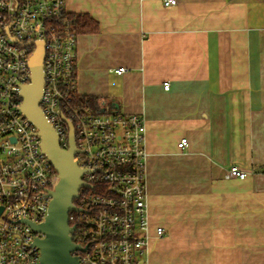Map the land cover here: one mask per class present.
<instances>
[{
    "label": "crops",
    "instance_id": "crops-1",
    "mask_svg": "<svg viewBox=\"0 0 264 264\" xmlns=\"http://www.w3.org/2000/svg\"><path fill=\"white\" fill-rule=\"evenodd\" d=\"M65 3L78 93L144 118V264H264V0Z\"/></svg>",
    "mask_w": 264,
    "mask_h": 264
},
{
    "label": "built area",
    "instance_id": "built-area-1",
    "mask_svg": "<svg viewBox=\"0 0 264 264\" xmlns=\"http://www.w3.org/2000/svg\"><path fill=\"white\" fill-rule=\"evenodd\" d=\"M176 0H163L173 5ZM77 28L65 0H0V264H41L33 224L44 221L59 175L41 149L38 129L22 112L31 83L29 59L42 42L38 100L61 149L70 126L82 185L69 212L78 264H144L150 238L145 182V123L109 100L77 91ZM125 71L119 67L116 74ZM169 83L163 82V89ZM182 137L179 148L186 144ZM236 165L224 178L243 180ZM68 218V219H69ZM165 230L154 228L160 238Z\"/></svg>",
    "mask_w": 264,
    "mask_h": 264
},
{
    "label": "water",
    "instance_id": "water-1",
    "mask_svg": "<svg viewBox=\"0 0 264 264\" xmlns=\"http://www.w3.org/2000/svg\"><path fill=\"white\" fill-rule=\"evenodd\" d=\"M43 56L42 42L37 43V49L29 59L31 83L21 88V110L36 126L41 137V149L59 175V182L49 193L51 199L47 215L43 222L33 224L36 232L43 233L42 238H35L34 245L40 250L41 264H78L77 256L71 254L79 247L72 243L70 232L73 226L69 224V212L77 210L73 199L82 185L79 175L82 170L73 159L76 149L73 142V130L70 126V148H60L57 135L46 122L38 100L42 87L41 62Z\"/></svg>",
    "mask_w": 264,
    "mask_h": 264
},
{
    "label": "trees",
    "instance_id": "trees-1",
    "mask_svg": "<svg viewBox=\"0 0 264 264\" xmlns=\"http://www.w3.org/2000/svg\"><path fill=\"white\" fill-rule=\"evenodd\" d=\"M75 23L78 32H94L97 31V24L86 15L75 16ZM72 220L69 218V224Z\"/></svg>",
    "mask_w": 264,
    "mask_h": 264
},
{
    "label": "flooded vegetation",
    "instance_id": "flooded-vegetation-1",
    "mask_svg": "<svg viewBox=\"0 0 264 264\" xmlns=\"http://www.w3.org/2000/svg\"><path fill=\"white\" fill-rule=\"evenodd\" d=\"M69 217H70V214H69Z\"/></svg>",
    "mask_w": 264,
    "mask_h": 264
}]
</instances>
